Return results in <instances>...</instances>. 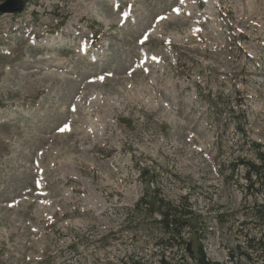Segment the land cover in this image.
<instances>
[{
	"label": "rangeland",
	"instance_id": "rangeland-1",
	"mask_svg": "<svg viewBox=\"0 0 264 264\" xmlns=\"http://www.w3.org/2000/svg\"><path fill=\"white\" fill-rule=\"evenodd\" d=\"M24 2L0 14V264H195L130 212L153 189L211 263L264 264V0Z\"/></svg>",
	"mask_w": 264,
	"mask_h": 264
},
{
	"label": "trees",
	"instance_id": "trees-1",
	"mask_svg": "<svg viewBox=\"0 0 264 264\" xmlns=\"http://www.w3.org/2000/svg\"><path fill=\"white\" fill-rule=\"evenodd\" d=\"M257 149H260L261 147L259 145H255ZM264 154H258L257 159L260 162L259 165H253V164H245L246 172H245V178L246 181L249 183V189H253V191H256V194L261 193L262 198L264 199ZM141 180H145L146 176L147 178H151L152 175L148 171L142 170L138 173ZM252 179L255 180V182H252ZM255 183L258 184V187L254 189ZM153 186V182H151V187ZM144 187L149 189L147 186V183L144 184ZM185 201V200H184ZM185 204V205H184ZM184 204H173L165 199L161 198L159 195H157L156 189H153L152 192L146 191L142 197L138 200V202L133 206L132 211L130 212H136L142 209L143 206L146 208L151 207V214L157 213L159 215L158 221L156 223L159 225L160 232L164 235V238L162 240L161 248L164 247V249H169L174 243L178 245L179 248L183 246V254H186L189 259H191L195 264H214L211 263L206 257L205 254L202 251V248L200 246H197V248L194 250L192 249L189 242H185L183 240V231L184 229L188 230H196L195 229V223H194V217L191 212V208H189V205L186 204V201ZM136 219V218H133ZM184 219V220H183ZM181 220L182 223L180 222ZM259 220L261 221V227L264 232V216L259 215ZM156 247H159V241H156L154 243ZM248 247L249 250L253 251H259V253L263 254V261H264V234L261 235V238L258 240L250 239L248 241ZM131 262V263H130ZM126 262L124 264H141L138 260ZM170 262L166 260V257L163 255L159 258V261L157 264H169Z\"/></svg>",
	"mask_w": 264,
	"mask_h": 264
},
{
	"label": "water",
	"instance_id": "water-1",
	"mask_svg": "<svg viewBox=\"0 0 264 264\" xmlns=\"http://www.w3.org/2000/svg\"><path fill=\"white\" fill-rule=\"evenodd\" d=\"M24 8L23 0H0V14H20Z\"/></svg>",
	"mask_w": 264,
	"mask_h": 264
},
{
	"label": "snow or ice",
	"instance_id": "snow-or-ice-1",
	"mask_svg": "<svg viewBox=\"0 0 264 264\" xmlns=\"http://www.w3.org/2000/svg\"><path fill=\"white\" fill-rule=\"evenodd\" d=\"M177 11H179V10H177Z\"/></svg>",
	"mask_w": 264,
	"mask_h": 264
},
{
	"label": "bare ground",
	"instance_id": "bare-ground-1",
	"mask_svg": "<svg viewBox=\"0 0 264 264\" xmlns=\"http://www.w3.org/2000/svg\"><path fill=\"white\" fill-rule=\"evenodd\" d=\"M80 224V223H79Z\"/></svg>",
	"mask_w": 264,
	"mask_h": 264
}]
</instances>
